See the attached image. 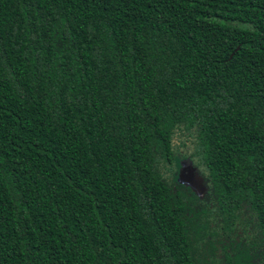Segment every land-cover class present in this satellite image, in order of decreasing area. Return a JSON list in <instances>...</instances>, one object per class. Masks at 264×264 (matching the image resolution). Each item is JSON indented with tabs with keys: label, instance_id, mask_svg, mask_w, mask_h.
<instances>
[{
	"label": "trees",
	"instance_id": "trees-1",
	"mask_svg": "<svg viewBox=\"0 0 264 264\" xmlns=\"http://www.w3.org/2000/svg\"><path fill=\"white\" fill-rule=\"evenodd\" d=\"M0 264H264V0H0Z\"/></svg>",
	"mask_w": 264,
	"mask_h": 264
},
{
	"label": "water",
	"instance_id": "water-1",
	"mask_svg": "<svg viewBox=\"0 0 264 264\" xmlns=\"http://www.w3.org/2000/svg\"><path fill=\"white\" fill-rule=\"evenodd\" d=\"M178 182L189 187L200 198H202L206 193L203 178L197 173L196 169L189 161L181 163V168L178 174Z\"/></svg>",
	"mask_w": 264,
	"mask_h": 264
},
{
	"label": "rangeland",
	"instance_id": "rangeland-1",
	"mask_svg": "<svg viewBox=\"0 0 264 264\" xmlns=\"http://www.w3.org/2000/svg\"><path fill=\"white\" fill-rule=\"evenodd\" d=\"M166 174H167V175H170V172L166 171Z\"/></svg>",
	"mask_w": 264,
	"mask_h": 264
}]
</instances>
